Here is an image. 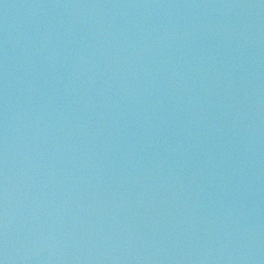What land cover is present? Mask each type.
Segmentation results:
<instances>
[{"label": "water", "instance_id": "1", "mask_svg": "<svg viewBox=\"0 0 264 264\" xmlns=\"http://www.w3.org/2000/svg\"><path fill=\"white\" fill-rule=\"evenodd\" d=\"M0 264H264V0H0Z\"/></svg>", "mask_w": 264, "mask_h": 264}]
</instances>
